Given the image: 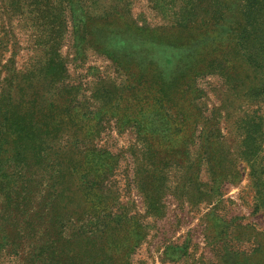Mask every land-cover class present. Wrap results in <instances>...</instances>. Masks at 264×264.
<instances>
[{
  "label": "rangeland",
  "instance_id": "374dc122",
  "mask_svg": "<svg viewBox=\"0 0 264 264\" xmlns=\"http://www.w3.org/2000/svg\"><path fill=\"white\" fill-rule=\"evenodd\" d=\"M238 2L0 0V92H12L9 80L16 76L18 81L20 74L33 87L42 85L43 75L34 70L47 46L55 45L63 70L54 86L70 93L69 103L81 113L80 119L96 124L97 148L115 156L113 172L100 173L109 178L104 184L109 191L103 192L104 185L100 190L114 196L115 211L137 215L140 228L127 230L131 223L118 227L111 245L98 233L75 237L79 222L71 215H81L88 229L95 222L83 200L88 196L80 190L82 178L64 173L66 163L55 153L56 141L43 140L48 149L37 153L33 140L22 155L20 141L8 134L0 116V264H264V208H254L247 167L240 157L244 119L264 111L258 97L244 96L236 79L225 80L216 72L188 80L197 93L192 99L186 95L178 105L190 114L187 123L193 125L190 133L175 134L189 136L186 146L161 170L155 212L160 216L143 212L141 197L131 184L133 165L140 166L138 174L154 179L151 162L160 155L147 150L145 154L139 147L142 135L136 125L112 127L108 112L114 100L106 98V90L124 80L125 67L130 72L151 69L147 71L165 85L190 74L194 60L208 59L213 43L225 40ZM188 6L192 9L183 11ZM217 9L222 11L220 19L197 24ZM185 18L193 23L179 25ZM232 83L236 87L231 88ZM143 110L137 116L145 123L148 119L157 136L168 134L162 133L161 122L168 129L171 123L162 114L152 111L148 118ZM208 137L215 146L220 144L218 150H203ZM262 147L264 165V142ZM215 156H220L226 172H238L236 182L212 177L209 160L216 163Z\"/></svg>",
  "mask_w": 264,
  "mask_h": 264
},
{
  "label": "trees",
  "instance_id": "16d2710c",
  "mask_svg": "<svg viewBox=\"0 0 264 264\" xmlns=\"http://www.w3.org/2000/svg\"><path fill=\"white\" fill-rule=\"evenodd\" d=\"M191 9L192 7L188 6V9L184 7L183 11ZM234 13L231 16V24L225 40L213 43L208 59L194 60L195 69L190 74H180L165 85L159 76H154L153 73L147 71L151 69L146 71L135 69V72L132 70L130 72L125 67L122 69L124 80L114 84V89L106 90V98L114 100V106L108 112L110 115L108 116L113 118L112 127L118 130L125 126L136 125L138 133L140 136L142 135L139 147L145 149H143L144 153L147 150L160 155L157 158L154 157V154L148 156L156 159L151 162V166L156 169L154 179L148 180L147 175L138 174L139 165L132 167L134 175L131 177V184L141 197L145 214L161 215L155 213L158 210L156 207L157 190L163 182L161 170L170 165L172 155L177 154L176 151L186 146L185 140L189 138V136L183 138L175 136L176 133L182 134L183 130L184 133H190V127L193 125L192 121L187 123L191 117L190 114H184L179 110L181 105H178L186 101V95L189 94L192 99V96L197 93L196 89L188 82L189 79H195L210 71L216 72L215 74L225 80L236 79L244 96H257L258 102L264 105V0H239ZM221 17L222 11L220 9L219 12L217 9L210 17L200 20L197 24L209 25L215 18L220 19ZM190 23L193 21L185 18L179 25H189ZM109 28L112 30L111 27ZM200 30V28L194 29L203 35L204 31L201 30V33ZM183 31L185 32L186 29L181 26L180 32L183 33ZM109 33L111 32L109 31ZM56 51L55 45H48L47 49L42 52V61L34 70L38 75L40 73L43 75L44 83L42 85L33 87L31 81H23L21 78L23 75L20 74L17 76L19 77L18 81L15 80L16 76L9 80L12 92H7L5 95L0 92V107L2 108L0 116L5 120L3 127L9 135H14L20 141L22 155L32 148L33 140H35L37 153L47 148L42 144L43 140L57 142L55 153L61 154L66 163L63 171L65 174L78 175L79 178H82L80 184H84V186L80 190L88 196L83 200L86 205L88 204L92 214L90 215L95 220L93 228L88 229L81 223V215H71L76 222H79L74 236L81 237L80 235L85 233H98L105 235L104 239L111 245L112 232H117L118 227H124L127 223H131L127 230L131 229L130 227L135 228V231L140 230L136 224L137 215L131 218L129 215L121 214V211H115L113 209L115 207L114 196L104 195L100 190L106 179H109L106 177L107 174L112 173L117 165L115 156L106 149L97 148L94 143L97 138L96 124H88L83 121L84 119H80L78 115L81 113L73 109L69 103V100L71 101L70 93L66 89L63 91L62 88L57 89L54 86L63 70ZM33 76L35 75L33 74ZM31 77L30 71L28 78L31 79ZM234 86L236 87L235 83H232L231 88ZM28 88H31L29 92ZM254 93L255 95H253ZM142 110L148 113V118L152 111L162 114L165 120L171 123V128L168 129L164 126L166 123L161 122L162 133L167 132L168 134L157 136V128H153V124H150L148 119L145 123L144 118L140 119L137 116ZM179 113H182L184 117L179 118ZM244 124L240 157L247 167V179L253 192L254 208L258 210L264 208V165L262 163L264 111H261V115L244 119ZM98 126L101 125L98 124ZM209 139L203 140L205 142L204 145L202 144L203 150L208 151L210 148L218 150L220 144L215 146V142L211 141L212 138ZM28 143H30L29 146ZM148 157L144 158L147 162ZM180 159L183 160V157ZM214 160L216 163L209 160L212 177H217L221 183L236 182L238 172L234 175L230 171L226 172L221 167L220 156L218 158L215 156ZM190 163L188 167H191ZM100 173H105L106 178H101ZM103 187V192L109 191V187L105 185ZM130 219L132 220L130 221ZM60 220L62 224L63 219ZM67 221L70 222V220ZM133 235L131 230V239Z\"/></svg>",
  "mask_w": 264,
  "mask_h": 264
}]
</instances>
